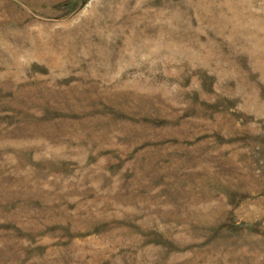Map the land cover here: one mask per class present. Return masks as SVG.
I'll return each mask as SVG.
<instances>
[{"label": "rangeland", "instance_id": "rangeland-1", "mask_svg": "<svg viewBox=\"0 0 264 264\" xmlns=\"http://www.w3.org/2000/svg\"><path fill=\"white\" fill-rule=\"evenodd\" d=\"M0 264H264V0H0Z\"/></svg>", "mask_w": 264, "mask_h": 264}]
</instances>
